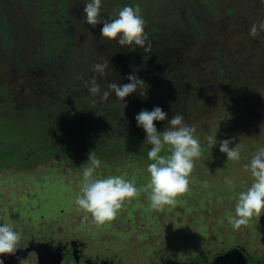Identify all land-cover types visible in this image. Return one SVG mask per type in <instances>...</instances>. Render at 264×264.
Segmentation results:
<instances>
[{"label": "rangeland", "instance_id": "1", "mask_svg": "<svg viewBox=\"0 0 264 264\" xmlns=\"http://www.w3.org/2000/svg\"><path fill=\"white\" fill-rule=\"evenodd\" d=\"M169 1L173 2L174 0H107L110 6L108 9H105L103 16L99 19L103 21L105 19L115 18L118 11L125 5H128L141 8L143 10L142 13L148 16V20L155 19L158 26L163 27V24H165L168 29L178 28L181 21L188 20L190 23L188 24L198 27L200 32L207 29L210 31L209 35L211 37L223 41L220 42V45L225 48V51L228 54L226 57L228 63H239L240 54L246 56V59L249 60L248 64H250V68L249 71H244L245 69L243 68V65L241 66V81H244V78L247 80L248 77L252 80L256 76V73L259 70L261 71V67L264 65V62L261 63L260 61V59H264L261 54L264 53V39H259L260 36L253 37L250 35V37L249 30L253 24L257 23V21L264 19V0H192L196 6H191V9H193L190 13L182 12V9L179 13H174L169 5ZM66 2L69 4L68 10L69 14H71L76 6V1L66 0ZM3 3H6L7 5L4 6ZM230 8L233 9L232 14L228 13V9ZM3 9L9 12V16L12 18H8L12 19L15 23L14 37L19 39L20 48L18 53L22 58L24 65L27 66V68H30V65L33 67V55L37 50L34 45H31V47L28 45L29 37L26 35L31 28H33V23H29L26 18V11L22 6L21 0H0V11ZM78 12L79 14L76 16V19L80 22L79 24L82 26V29L75 33L80 34L85 41L81 42L83 45L82 47H79L78 44L74 45L78 51V53L76 52V55L72 57L74 62H78L81 59L79 54L82 48L84 50H89V52L94 51L105 53L108 51L106 46H110L111 43L116 44L115 41H108L106 38L100 37V28L102 27V24L98 23L95 27L88 25L82 18L83 10L80 12L77 9L76 13ZM239 16L243 17L239 18ZM223 26H228L229 32L222 31L221 27ZM230 27L232 28L230 29ZM41 36L42 35L38 37L39 40H41ZM16 38L14 42H12L9 41L10 39L8 38L4 39L0 33V85H7L11 90L10 92L6 89L5 93H0V118L2 119L0 120V191L5 192L4 190L11 187L13 183H16L17 179L19 183H21L20 178H18L21 175L27 178V180L22 181L25 182V184L20 185L24 186L23 189H26L27 186H30L26 184L28 181L33 183V179L29 177L31 176V172L37 175H53L55 169L71 172V166L76 168L82 166L84 160H87V154L90 151H93L101 161L104 158L106 160V158L110 157L109 160L111 161L119 155L126 157L129 156L128 154H132L130 151L131 147L124 146L121 148L123 146V140L117 139L115 133H110L105 127L100 132L103 136L98 137L99 133L93 132L94 127L92 126V121L88 123L86 121L84 126L81 125L82 127L79 129L76 128L75 130H72L75 125L67 124V126H65L62 123L66 122V119L62 122L58 121L57 123H50L53 121V117H55L49 116L54 113V106L47 103V112L49 115L45 116L42 113L43 106L41 104L44 100H41V98L45 96L43 89L46 91V89L43 88V85H45L43 83L44 78L39 75L37 70H32L28 80H22L26 78L25 76L23 77V66L20 63H17L14 57L18 43ZM32 39L35 42L36 36L32 35ZM254 41H257V43L259 42V44H257V46L254 45ZM225 44H227L226 47ZM94 54L96 53H92L91 55ZM157 55L161 54L158 53ZM100 58H104V56L97 53L95 61L99 62ZM118 59L121 66L125 67V69L131 68L127 69L129 72H133L134 69L138 67L139 70L145 68V71H148L149 73L148 79L151 82V89L147 92L148 94L145 95V107L142 109L151 110L153 106H160L165 112H170L167 113L168 118H171L172 115L180 114L184 116L183 118L186 123L195 128L194 135L200 140L202 155L194 162V167L189 178V184L192 182L191 180H194L196 181L195 188H199L200 186V188H202L208 184H210L209 186L217 188L224 184L223 188L227 189V186L224 183L225 177H229L233 180L234 188H237L238 184H243V186H239L240 188L242 186L243 189L250 184V179H248L245 184L240 180L246 177V173H249L243 168V165L250 160L251 155L258 147L264 146V86L259 88L255 85L256 90H252V92L248 91L247 93H243L241 90L239 91V89L229 90L226 94V100L224 99V106H226V108L222 111L218 108V102L221 100L219 99L221 93H217L216 96H210V87L208 85L206 87V85L198 84L191 87L194 89L191 96L196 97V100H191V106H188L186 98L181 104L178 102L182 100V98L175 94L178 85H176L178 77L175 73L171 72V74H166L169 73L166 72V75L164 74L163 76V74L159 72V70L161 71L163 62L160 65L158 64L159 66H156L155 69L152 68L157 62H160L159 56L156 57L152 53L149 57H146L142 53V55L139 54V57L136 56V58L130 59V57H128L123 60L121 58L115 59L112 57L111 60L112 62H115V60L117 62ZM262 72L264 74V67ZM253 73H255V75ZM159 76H163V81L160 82L161 79ZM103 79L104 77L98 78V82L102 87L104 85ZM13 80H15V82ZM115 80L116 79L114 78L113 81ZM117 80L118 82L120 81L118 78ZM244 83L241 84L244 86ZM34 84L36 86H34ZM37 85L42 86H38L40 89H33L34 87H37ZM246 89L247 88H245V90ZM49 91H51L50 88ZM53 93L50 94V96H53ZM204 94L207 95V103L210 104V107L204 105V108L202 107V109H199L198 107L200 103L197 100L201 99ZM13 95L18 98V102L17 99H14ZM110 96L112 97L114 95ZM110 96L106 101L111 99ZM187 96L190 95L188 91L183 88L182 97ZM21 99L26 105L22 104ZM11 102H13V105ZM20 104L25 106H20ZM29 108H31L32 112L37 110V108H40L42 115L40 114L37 119L32 117ZM191 110L196 111L193 112ZM84 114H86V117L83 119L88 120L90 118L89 113L85 110ZM74 117L76 118V116ZM45 122L49 123L47 124L48 127L45 126ZM154 124L158 131H161L164 127L168 126L167 120L160 122L154 121ZM131 128L135 131L141 129L136 126L135 120L134 125L131 126ZM215 134L218 141L233 137V144L241 143L242 151L240 161H226V155L218 151V144L212 149L209 147L206 137ZM134 145L136 144H133V146ZM232 146L233 145H230V147ZM149 147L150 145H146L143 142L138 145L137 150L139 149L141 153H138V156L134 155L138 161L131 170L119 169L116 170L119 174L112 172L109 175H123L126 179H133L136 184L139 179L140 181L142 179L148 181L149 177L145 168L151 161L145 159L146 154L144 151H148ZM105 149L111 151L114 149L115 152L106 155L103 153ZM111 166L112 164H107L104 167ZM121 166L122 165L120 164L117 168H120ZM136 166L137 168H134ZM73 180L76 183L79 182L76 177L73 178ZM220 183L223 184L220 185ZM79 187L78 183V185H74L66 191L70 198L74 197L75 193L79 190ZM191 187L192 185H190L189 188ZM223 195L224 193H222V196ZM50 198L53 199V195H51ZM233 202L234 201L230 199L228 205L232 204L233 206ZM217 203H222V201L218 202L216 200L215 203H212L214 207L218 206L217 208L219 209L221 204ZM195 213L200 212H192L193 215ZM215 214L216 211L214 210L210 213L211 225L220 221V217ZM176 216H179V214ZM200 216L201 214H199V217ZM202 218H204V216H202ZM190 220H192V218ZM174 223L177 225L178 222L175 220ZM186 224L190 223L183 221V225ZM250 225H252V223H250ZM147 226L148 225L145 222V227H143L142 222L138 228L144 230V228L148 229ZM214 227L211 228L203 222L193 229L186 227L185 230L187 234H183L180 232L181 230H179L178 234L184 238L181 239L180 237L179 239L183 240V244L190 241L191 244L195 243L196 245H204L203 247L196 249V251H198L196 259L201 258L206 256V250L204 249L207 245H210L211 247L218 246L217 243L220 242L223 237L216 229L213 230ZM176 229L177 228L175 227L173 230L176 232ZM224 229L229 231L227 234L229 235L228 241L226 242V246H228L229 242L233 241L234 238L231 237V234L236 236L240 233H238L239 230H233L229 224H226ZM144 231L150 233L147 230ZM100 233L101 231L97 234V241L100 239ZM162 235H164L167 240L164 239L165 241H161L163 245H159L162 247L158 248V252L160 257L167 258L169 257L168 253L172 250L164 244L170 242V240L172 241L176 235H173V232L168 235L161 233V236ZM258 238L259 237H256V239ZM115 239L116 246L119 248L125 246L127 250L130 252L132 251L133 247L132 245H128L131 243L128 238L121 236L116 237ZM145 239L146 244L157 241L156 236L153 233H150V237L148 238L149 241L147 238ZM196 239H198L197 242H195ZM246 239V236L245 238L243 237V240ZM209 240H213V242H210V244L207 243ZM245 244L247 251L251 252L250 254L253 258H256V260L264 259L263 249L260 254L252 252L253 247H256L254 241H250L249 243L245 241ZM152 250L153 247L151 246L148 249L150 255L152 254L151 252L156 250L155 247L154 250ZM188 253H190V250ZM129 256H133V253H130ZM179 257L181 258L182 256ZM141 259H146V257L144 256ZM245 264H251V261L245 259Z\"/></svg>", "mask_w": 264, "mask_h": 264}, {"label": "trees", "instance_id": "2", "mask_svg": "<svg viewBox=\"0 0 264 264\" xmlns=\"http://www.w3.org/2000/svg\"><path fill=\"white\" fill-rule=\"evenodd\" d=\"M74 1H76V6L75 8L73 7L74 9L72 10L71 14H69V4L66 2V0H21L22 6L26 11V18L28 19L29 23H33V28H31L29 33L24 34L28 35L29 37L28 45L30 47L31 45H34L35 49L37 50L33 55L34 68L32 65H30V68H27V66L24 65L22 58L18 53L20 48L19 39L14 37L15 23L12 21V19L8 18L11 16H9V12L4 9L0 11V33L4 39H10L9 41L14 42L15 38L18 40L14 57L17 63H20L23 66V77L25 76L26 78L22 80H28L32 70H37L39 75L44 78L43 83L45 85H43V88H45L48 92L43 89L45 96L41 98V100H44V102L41 104L43 106L42 113L45 116H48V104L54 106V113L49 116L55 117H53L54 119L50 123H57L58 121L60 122V116H66V122H63V124L67 126L68 123L74 122L75 126L72 130H75L76 128L79 129L80 127L84 126L86 121L87 123L92 121V126L94 127L93 132H98V137L103 136L100 134V132L105 127V129H108L110 133H115L117 139L123 140V146L121 148L124 146L131 147L130 151L132 154H128L129 156L123 157V155H119L111 161L109 160L110 157L106 158V160L104 158L101 161V167L97 169L101 177H105L112 172L119 174V172L116 171L119 169L131 170L138 161L134 155L138 156V153H141L139 149L137 150V148L138 145L144 141L145 133L141 129L135 131L131 128V126L134 125V116L145 107L144 98L145 95L148 94L147 92H149L151 89V82L148 79L149 73L148 71H145V68H141L139 70L137 67L133 72H129L127 69L131 68L125 69V67L121 66L119 59L117 62L116 60L115 62H112V57L115 59L121 58L124 60V58L128 57H130V59L136 58V56L139 57V54L142 55V53L146 57H149V55L152 53L156 57L159 56L160 62H157L156 65L152 66V68L155 69L156 66H159L163 62L161 71L159 70L163 76L166 72H169L166 74H171V72L175 73V75L178 77L176 82V85H178L176 87L175 94L182 98V100L178 102L181 104V102L186 98L188 106H191V100H196V97L191 96L194 90L191 87H194L198 84L206 85V87L208 85L211 89V92L209 93L210 96H216L217 93H221L219 97L221 100L218 102V108L222 111H224L226 108V106H224V99L226 100V94L229 92V90L239 89V91L241 90V92L247 93L248 91H255V85L259 88L264 86V74L262 72L264 65H262L261 71L259 70L260 72L258 71L252 80L248 77L247 80L244 78V81H241V66L243 65V68L245 69H243L244 71H249V60L246 59L244 54H240L239 63H228L226 60L228 54L225 51V48L220 45V42L223 41L211 37L209 35V30L204 29L202 32H200L198 27L189 25L190 23L188 20L181 21L179 27L175 29H168L165 24H163V27L158 26L155 19H147L148 16L142 13L143 10L141 8L139 9L140 14L145 21V31L148 33L149 40L151 41V47L148 51L145 52L139 47L135 48L134 50H130L126 46H119L117 44L111 43L110 46H106L108 51H104L105 53L94 51L89 52V50H84L82 48L79 54L81 59L78 62H74L72 57L76 55V52L78 53L74 45L78 44L79 47H82L83 45L81 42L85 41V39H83L80 34L75 33L76 31L82 29V26L79 24L80 22H78L76 19V16L79 14V12H76L77 9L80 12L83 10L85 0ZM3 5L6 6L7 4L3 3ZM169 5L174 13H179L181 9L182 12L190 13L193 9H191V6H196L192 0H174L173 2L169 1ZM109 6L110 4L107 2V0H102L101 15L99 18L103 16L105 9H108ZM228 13L232 14L233 9H228ZM242 17L243 16H239V18ZM231 28L232 27H230V29ZM221 30L229 32L228 26L221 27ZM32 35L36 36L35 42L32 39ZM40 35H42L41 40L38 39ZM257 36H260L259 39H264V32H259ZM257 44H259V42L257 43V41H254V45L257 46ZM226 46L227 44H225V47ZM92 53L96 54L91 55ZM97 53L104 56V58L99 59V62L104 59L110 61L109 67L105 70V74L103 76L104 85L102 88H106L111 82H116L118 84L128 83L129 81L127 80V76L130 74H135L145 83V95L143 97L137 93L129 95L125 98V101L122 102L126 103L127 105L124 108L121 107L118 99L115 96H110L111 99L108 101H99V99H97L96 102L93 103L92 97H90V95L87 93L83 82L90 79L94 75L92 66L94 63H96L95 58ZM158 53L161 55H157ZM261 54L264 57V53ZM260 61L263 63L264 59L262 58ZM253 74L255 75V73ZM163 76H159L161 79L160 82L163 81ZM98 78L99 76L97 75V80ZM114 78L116 79L115 81H113ZM117 78L120 79L119 82ZM13 81L15 82V80ZM241 83H244V86ZM34 86L36 85L34 84ZM38 86L42 85H37V87H34L33 89L36 90ZM49 88L51 91H49ZM183 88L188 91L190 96L182 97ZM245 88L247 89L245 90ZM6 89L11 92L9 86L0 85V93H5ZM52 93L53 96H50ZM13 97L14 99H17L18 102V98L14 95ZM21 101L22 104H25L22 99ZM197 101L200 103L198 107L199 109H202V107L204 108V105L210 107V104L207 103V95L205 94L202 95V98L198 99ZM11 103L13 105V102ZM22 104H20V106L24 107L26 105ZM85 110L89 113L90 118L88 120L83 119L86 117V114H84ZM29 111H31V108H29ZM42 113L40 108H37V110H34L33 112L31 111L32 117H35L36 119L40 114L42 115ZM166 113L170 112L168 111ZM74 116H76V118ZM0 120L2 119L0 118ZM47 124L49 123L45 124L46 127H48ZM133 144L136 145L133 146ZM112 150L113 151L105 149L103 153L106 155L109 153H114L115 150ZM144 152L146 154L145 159H148L147 151ZM86 161L87 160L85 159L84 163ZM107 164H112V166L104 167ZM120 164L122 166L117 168L120 166ZM71 167V172L69 171L70 174L69 172L57 169L54 170L53 175H37L31 172V176L29 177L33 179V183L29 181L26 183L30 186H27V188H29L24 193L34 194L35 200L37 203H39V206L46 203H51L55 200L59 201L61 199L62 202L68 203L69 198L64 196L63 193H67L66 191H68L72 186L78 185V183L80 186L82 175V166L77 168L74 166ZM134 168H137V166ZM75 177L79 181L78 183L73 180ZM18 178H20L21 183H19L17 179L16 183H13L11 187H8L4 193H14L15 187L17 190H19V192L23 189L24 186L20 185L25 184V182L22 181L27 180V178L23 175ZM248 179L251 180V176L249 173H246V177L240 181H243L245 184ZM191 181L192 182L189 184V187L190 185H192V187L178 198V202L174 207L166 206L163 211H156L149 207L148 200L142 192L141 196L131 200V202L125 203L114 220L97 226L103 227L113 224V226L116 227L122 226V228H127L129 225H132L133 220L135 217H137L134 210H136L140 216H143L146 224L148 225V230H150L152 226H158L157 230L160 233H165L166 231L170 230L173 232V235H177L179 232V228L177 227L180 226L179 223H177V225L174 223L178 217L176 216L177 214L182 216V222L190 221L193 228L198 227V225L203 222L204 218H202V216L210 218V213L212 210L216 211L215 215L220 217L221 222H224V219L230 212H232V209L234 208L235 193L242 189L243 184H238L237 188L233 187L234 189L230 192L228 187L227 189L223 188V183H220V185L223 184L221 187L216 188L214 186H209L210 184H208L202 188H200V186L199 189L195 188L196 181ZM146 183L147 180L143 179L141 181L139 179L137 182L138 187H142ZM240 185H242L241 188L239 187ZM222 193H224L223 196ZM59 194H61V196H57ZM51 195H53V199L50 198ZM215 198L218 202L222 201V203H217L221 204L219 209L217 208L218 206L214 207L212 205V203L216 202ZM230 199L234 201L233 206L232 204L228 205V201ZM192 212L200 213H195L193 215ZM199 214H201L200 217ZM191 218L192 220H190ZM251 220H253V223L260 225V223L264 221V213H261L260 217H253ZM176 221L179 222L178 220ZM250 221L249 223H251ZM92 224L96 225L94 223ZM247 225L244 226V228L248 230ZM175 227L177 228L176 232L173 230ZM163 238L167 240L164 235Z\"/></svg>", "mask_w": 264, "mask_h": 264}, {"label": "clouds", "instance_id": "3", "mask_svg": "<svg viewBox=\"0 0 264 264\" xmlns=\"http://www.w3.org/2000/svg\"><path fill=\"white\" fill-rule=\"evenodd\" d=\"M101 2L102 0H85L82 12L85 23L93 27L98 23L102 24L100 37L115 41L119 46H126L130 50L139 47L148 51L151 41L145 31V21L140 9L125 5L115 18L101 21ZM259 32H264V19L251 26L249 35L255 37ZM109 63L107 59L94 63V75L83 82L93 103L97 99L104 101L114 95L124 108L127 105L122 102L129 95H145V83L135 74L127 76L128 83L111 82L106 88H102L97 75L102 78ZM64 119L66 116H60V122ZM134 119L136 126L145 133L143 143L150 145L147 158L151 162L146 166L148 181L143 187H138L133 179H126L123 175L101 177L97 169L102 162L90 151L87 161L82 164L80 187L73 203L78 211L85 214V219L96 225L114 220L122 206L139 197L142 192L149 207L156 211H163L166 206L174 207L178 198L188 191L194 162L202 155L200 140L194 135L195 128L186 123L182 115L175 114L168 118L160 106H153L151 110L141 109ZM165 120L168 126L158 131L154 121ZM68 124L74 125V122ZM206 140L211 149L218 144V151L226 155V161H240L242 145L240 142L233 144V137L218 141L215 134L208 135ZM243 168L250 173L251 182L235 193L234 209L226 217L233 230L246 226L253 217H260L264 212V146L256 149ZM224 183L229 190L233 189L234 182L231 178L225 177ZM21 235L11 223H0V257L15 253ZM0 264H4L3 258H0Z\"/></svg>", "mask_w": 264, "mask_h": 264}, {"label": "flooded vegetation", "instance_id": "4", "mask_svg": "<svg viewBox=\"0 0 264 264\" xmlns=\"http://www.w3.org/2000/svg\"><path fill=\"white\" fill-rule=\"evenodd\" d=\"M14 189V193L0 191V223H11L22 235L15 253L0 257L4 259V264H245V259H249L251 264H264V259L253 258L245 244V241H254L256 247H253L252 252L260 254L262 249L264 251V221L259 225L251 220L252 225H247L248 230L242 226L238 232L240 234H231L233 241L226 246L229 236V231L224 229L229 224L227 218L224 219L225 223L220 219L211 225L210 218L204 217L203 223L211 228L215 226L213 230L216 229L223 236L218 246L207 245L204 249L206 256L196 259V249L204 245L191 244L190 241L183 244L181 239L184 238L177 233L172 241L164 244L172 251L168 253L169 257L162 258L158 248L163 245V235L157 230L158 226H152L150 230L144 228L157 239L146 244L145 238L148 239L150 233L138 228L142 222L145 227V220L136 210L137 217L127 228L113 224L102 227L90 224V220L84 218L85 214L76 209L74 197L70 198L68 193H63L69 198L68 203L61 199L39 206L34 194L24 193L28 188L20 192L16 187ZM181 218H176L180 225L177 227L181 233L187 234L185 228L193 229L192 223L188 221L190 224L183 225ZM100 231V239L97 241ZM169 233L170 230L165 232L166 235ZM121 236L130 240L128 245L133 247L131 252L125 246L119 248L115 245V238ZM245 236L247 239L243 240ZM151 246L156 250H152L150 255L148 249ZM130 253L133 256H129ZM144 256L147 260L141 259Z\"/></svg>", "mask_w": 264, "mask_h": 264}]
</instances>
